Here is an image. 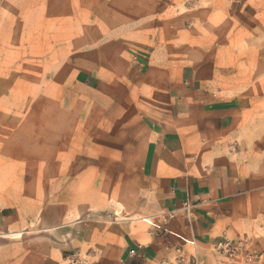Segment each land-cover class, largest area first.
I'll return each mask as SVG.
<instances>
[{
    "label": "rangeland",
    "instance_id": "374dc122",
    "mask_svg": "<svg viewBox=\"0 0 264 264\" xmlns=\"http://www.w3.org/2000/svg\"><path fill=\"white\" fill-rule=\"evenodd\" d=\"M139 59V83L188 65L264 115V0H0V212L25 228L4 245L44 240L62 264H118L121 236L105 229L160 223L135 124L119 123L117 96L101 107ZM83 70L99 88L76 85Z\"/></svg>",
    "mask_w": 264,
    "mask_h": 264
},
{
    "label": "crops",
    "instance_id": "0c3cea01",
    "mask_svg": "<svg viewBox=\"0 0 264 264\" xmlns=\"http://www.w3.org/2000/svg\"><path fill=\"white\" fill-rule=\"evenodd\" d=\"M241 59L229 57L227 66L239 69ZM133 64V81L108 87L101 107L109 110L117 96L119 123L135 124L138 169L160 179L162 217L159 224L136 219L105 229L121 236L112 246L118 264H160L172 260L178 247L205 264H223L213 249L220 237L255 236L264 227V115L207 84L197 68L165 69L154 81L139 83L149 62ZM76 85L95 90L101 83L83 70ZM17 220L0 212V238L25 230ZM176 236L194 238L196 250ZM0 264L62 262L44 240L0 241Z\"/></svg>",
    "mask_w": 264,
    "mask_h": 264
},
{
    "label": "built area",
    "instance_id": "2783aa9c",
    "mask_svg": "<svg viewBox=\"0 0 264 264\" xmlns=\"http://www.w3.org/2000/svg\"><path fill=\"white\" fill-rule=\"evenodd\" d=\"M187 209H190L187 206ZM184 244L197 248L194 238L176 236ZM214 251L222 259L223 264H264V227L255 236H243L241 238L220 237L214 246ZM135 252L132 251L131 254ZM160 264H205L196 253L189 254L183 247L175 250L172 260L165 259Z\"/></svg>",
    "mask_w": 264,
    "mask_h": 264
}]
</instances>
